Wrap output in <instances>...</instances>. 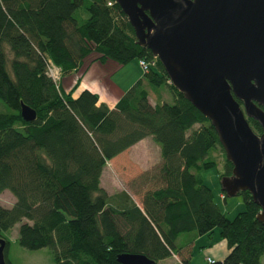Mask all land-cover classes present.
Here are the masks:
<instances>
[{"label":"trees","instance_id":"obj_1","mask_svg":"<svg viewBox=\"0 0 264 264\" xmlns=\"http://www.w3.org/2000/svg\"><path fill=\"white\" fill-rule=\"evenodd\" d=\"M91 54L155 62L111 107L89 88L62 85ZM51 61L61 68L58 81ZM146 81L167 85L174 101L152 102ZM22 103L36 109L35 119H24ZM148 135L160 145L161 161L138 176L141 203L124 188L109 192L101 184L106 163ZM218 147L222 179L234 165L214 125L170 82L116 0H0V193L10 189L16 197L0 204L8 264L7 231L16 222L19 242L50 247L57 264H123V252L144 253L153 264L178 254L190 264L191 252L183 250L217 226L229 251L210 264H264V221L251 191L238 192L246 207L230 217L201 174L218 165Z\"/></svg>","mask_w":264,"mask_h":264},{"label":"water","instance_id":"obj_2","mask_svg":"<svg viewBox=\"0 0 264 264\" xmlns=\"http://www.w3.org/2000/svg\"><path fill=\"white\" fill-rule=\"evenodd\" d=\"M170 82L214 125L233 174L221 179L228 195L249 189L264 221V0H116ZM21 114L37 111L22 103ZM248 117L259 121L256 132ZM6 240L0 239V264ZM123 264H153L123 252Z\"/></svg>","mask_w":264,"mask_h":264},{"label":"rangeland","instance_id":"obj_3","mask_svg":"<svg viewBox=\"0 0 264 264\" xmlns=\"http://www.w3.org/2000/svg\"><path fill=\"white\" fill-rule=\"evenodd\" d=\"M136 67H139V72L142 75L144 68L140 64L139 57H134L130 62L121 66L116 72H114L112 79L122 84L124 88H128L131 85L129 75L131 72L135 71ZM144 86L149 89L152 102H157L160 98L170 102L174 101L173 93L167 85L153 86L146 81ZM150 137L151 136L133 146L130 150L116 155L107 162L101 176V184L109 192L123 188H128L130 191L134 192L133 188L131 189L130 187L131 178H133L131 175L136 176L137 180L135 179V183H137L139 187L141 186L138 176L143 172V168L156 165V154H158L156 149L157 145L156 141ZM212 154L218 160V165L203 169L201 174L204 180L214 190L216 200L221 208L228 216L233 217L237 212L243 210L246 207V204L241 194L228 195L226 196V199L223 195H220L222 184L219 170H222L224 167V156L219 147L215 149ZM140 196L137 194L136 198H140L141 200ZM15 200L16 197L10 189H5L0 193V204L2 205L11 206ZM19 226L20 222H16L7 231V235L10 239L7 255L13 264H57L54 253L50 247L43 246L39 248H29L22 245L19 242ZM221 238L220 227L217 226L215 227L212 237L206 235L203 240L197 241L193 248L192 264H210V261L207 260L208 251L205 246L211 241L216 242L217 239ZM206 240H208V243L202 246V244H205L203 242H206ZM168 261L170 260H166V262ZM262 261L264 262V255L262 256ZM166 262L162 261L160 264H165Z\"/></svg>","mask_w":264,"mask_h":264},{"label":"crops","instance_id":"obj_4","mask_svg":"<svg viewBox=\"0 0 264 264\" xmlns=\"http://www.w3.org/2000/svg\"><path fill=\"white\" fill-rule=\"evenodd\" d=\"M95 56H96L95 54H91L90 56H88L85 59V62L80 67L76 68L70 74L63 76L62 85L66 90H70L74 85H77V84H78V90L83 89L85 87L89 88V89H91V90H93L99 94L100 101H104L107 104H109L111 107H113V106H115L118 99L124 94V92L138 78L143 76L144 72L141 75V73L139 72V70H140L139 67H136L135 71L131 72L129 75L131 85L128 88H124V86L122 84H120L119 82H116L112 79L114 72H116L121 66H124V64H121L114 59H108L106 61L97 60V59H95ZM149 136L150 135L142 138L141 140H139L138 142H136L132 146L128 147L124 151L120 152L119 154L130 150L133 146H135L138 143L149 138ZM150 138L153 139L152 136ZM156 145H157L156 149L158 151V154H156V164H157L161 161V152H160V145L157 142H156ZM153 166L154 165H152L150 167L146 166L143 168L142 171L147 170ZM131 176L133 178H131L130 187H131V189L133 188L134 192L130 191L128 188H124V189H126L136 199V201L141 203L142 198H141V200H140V198L139 199L136 198L137 194H139V196L141 195L140 192H138L136 190L138 188L137 183H135L136 176H134V175H131ZM220 195L221 196L223 195L222 191H221ZM140 197H142V195ZM213 232H212V234H213ZM212 234H201V235H199L198 237H196L194 239V241L190 245L189 249L186 248V250L185 249L183 250V254H184V252L188 253L187 250H189L191 252L190 264H192L193 248L195 246V243L197 241L203 240L206 235L209 237H212ZM203 243H205V244H202V246L206 245V243H208V240H206V242H203ZM210 243H209L210 246H209V244H207L205 246L206 250L208 251L207 255L211 256L215 259L223 258L229 251L228 243H227L226 239H224V238L217 239L216 242L211 241ZM207 255H206V257H207ZM166 260H170V261L166 262ZM162 261H165L166 262L165 264H182V263H180L181 258H180V255H178V254H173V255H170L166 258L161 259L159 261V264Z\"/></svg>","mask_w":264,"mask_h":264},{"label":"built area","instance_id":"obj_5","mask_svg":"<svg viewBox=\"0 0 264 264\" xmlns=\"http://www.w3.org/2000/svg\"><path fill=\"white\" fill-rule=\"evenodd\" d=\"M154 62H155L154 60L140 58V64L143 66L144 70H147L152 64H154ZM48 71L55 80L58 81L62 78V71H61L60 66L56 65L52 61L48 64ZM207 259L210 262H213L215 260L211 256H208Z\"/></svg>","mask_w":264,"mask_h":264},{"label":"flooded vegetation","instance_id":"obj_6","mask_svg":"<svg viewBox=\"0 0 264 264\" xmlns=\"http://www.w3.org/2000/svg\"><path fill=\"white\" fill-rule=\"evenodd\" d=\"M263 109H264V105H260ZM258 121V120H257ZM262 127V126H261ZM262 131H263V128H262V130L261 131H259L258 133H262Z\"/></svg>","mask_w":264,"mask_h":264}]
</instances>
